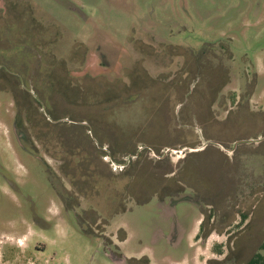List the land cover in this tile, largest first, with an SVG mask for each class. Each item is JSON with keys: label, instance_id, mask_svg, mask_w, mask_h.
Listing matches in <instances>:
<instances>
[{"label": "rangeland", "instance_id": "rangeland-1", "mask_svg": "<svg viewBox=\"0 0 264 264\" xmlns=\"http://www.w3.org/2000/svg\"><path fill=\"white\" fill-rule=\"evenodd\" d=\"M260 121L264 0H0V264H246Z\"/></svg>", "mask_w": 264, "mask_h": 264}, {"label": "trees", "instance_id": "trees-1", "mask_svg": "<svg viewBox=\"0 0 264 264\" xmlns=\"http://www.w3.org/2000/svg\"><path fill=\"white\" fill-rule=\"evenodd\" d=\"M170 51L171 52H173V50L172 49H170ZM146 53H148V54H151L152 53V50L150 51V50H147L146 51ZM92 78V77H91ZM130 94H135L134 92H131ZM126 103H124V104H127V103H129L128 101H125ZM136 102H140V98H138L137 100H132L131 101V103H136ZM205 115H206V117L207 118H215L214 116H213V110H212V107L210 108V110L208 111V112H206L205 113ZM254 123V126L257 124V123H259V120H256V122H255V120H254V122H252L251 124H253ZM260 123L262 124V125H264V121H260ZM251 124H250V122H248V121H238V122H235L234 123V125H232L233 126V128H232V130L233 131H236V129H239V128H241V130H242V133L241 134H235V135H231V139H228L227 137H224L223 138V140H221L220 141V138H219V136H218V134H216V133H218V132H215V130L214 129H212L211 131H208V128H206V131L204 130V135L206 134V138H208V140H213V142L214 143H217V144H219V145H222V146H224V147H229L230 146V144L229 143H231V142H236L237 140H242V139H247V138H249V137H252V136H254V134H252L251 132V130L249 129V126H251ZM222 133V132H221ZM246 135H250V136H246ZM136 141H140V140H136ZM133 142H135V141H133ZM132 142V143H133ZM141 142H147V144L149 143V144H151V145H154V143L153 142H151V141H141ZM136 143V142H135ZM115 145V144H114ZM117 148L116 149H118V151H120V152H126V151H128L127 150V147H130V144L128 145V146H117V145H115ZM132 146V145H131ZM135 146V145H134ZM133 146V147H134ZM132 149V148H131ZM130 149V150H131ZM129 150V151H130ZM207 150V148H205L204 150H202L203 152L204 151H206ZM232 150V149H231ZM78 151H80V150H77V151H75L74 152V154H76V155H79V153H77ZM156 152H159V149L158 150H155ZM85 151H83L82 153H84ZM119 152V153H120ZM91 153H93L94 154V156H96V154H97V151H92ZM90 153V154H91ZM194 153H196V152H190V154H194ZM234 153H237V148H235L234 149ZM110 154H111V152H110ZM111 155H113V153L111 154ZM88 156V154H87V152L86 153H84V157H82V158H90V157H87ZM79 157V156H78ZM80 158L81 157H79V162H77V164H74L75 165V168H79V164H81L83 161L82 160H80ZM145 158V157H144ZM138 160H139V157L137 158ZM146 159H148V158H146ZM136 161V160H135ZM134 161V162H135ZM133 162V163H134ZM74 163V162H73ZM76 163V162H75ZM84 164V163H83ZM98 164V163H97ZM98 166V165H97ZM81 169V168H80ZM79 170V169H78ZM103 173H105L104 171H102V173L101 172H99V171H97L96 173H95V175L94 176H96V177H100L98 180H100L101 178H103L104 180H106L107 181V183L109 182V183H114L115 182V179L117 178L116 177V175L114 174V173H112V172H108V173H105V174H103ZM101 174H103L104 176H105V178L104 177H102L101 176ZM126 174H127V171H126ZM89 176V175H88ZM134 175L132 174V177H133ZM102 179V180H103ZM81 180L82 181H86V180H89V181H91L90 180V178L89 177H86V176H84V174L81 176ZM132 180V182H134V180L131 178V174L129 173V181L127 182V183H129V185H130V181ZM126 187H127V184L125 185ZM131 187V189H129V191H132V192H136V188H133L134 186H130ZM111 191L112 190H110V193H111ZM212 204V203H211ZM206 223H207V219L206 218H204L203 220H202V222H201V228H200V237L201 238H208L209 237V235L215 230V228H213V227H206ZM260 250H264V242L262 243V245H261V247H260ZM213 262L214 261H216L215 259L214 260H212ZM246 264H264V254H262L261 252H257L256 254H255V256L254 257H252L251 259H249V261H247L246 262Z\"/></svg>", "mask_w": 264, "mask_h": 264}, {"label": "crops", "instance_id": "crops-1", "mask_svg": "<svg viewBox=\"0 0 264 264\" xmlns=\"http://www.w3.org/2000/svg\"><path fill=\"white\" fill-rule=\"evenodd\" d=\"M243 140L244 139H242V141ZM242 141H240V140L236 141V146H234L232 148L233 152H234V149L237 148V154L239 153L238 149L240 148ZM263 145H264V141L262 142L261 145L257 146L256 151L264 153V148L260 149ZM254 147L256 149V146H254ZM249 154H250V151L248 150V146H244L243 150H242V156L243 155H249ZM241 157H240V159H241ZM260 157H262V160L264 159L263 154L260 155ZM240 159H238L236 162H238ZM233 170H235V167L233 168ZM263 173H264V171L262 172V175H263ZM233 176L235 177V171L233 173ZM234 184L235 185L231 191V198H232L231 201L237 199L236 196L237 197L239 196V191H240V184L237 183L235 179H234ZM257 190H258L257 192L253 193L254 194V201L249 203V204H245V205H247L246 209H244L240 212V209H239L240 204L239 203H236V206H232V209L235 212V217L236 216L238 218H240V216H241V218L243 217L242 220H243L245 227H246V228L242 227L240 229V232H238L237 235L235 236L236 239H239L241 237V235H243L244 233H247L246 234L247 236L245 237L247 239L259 238L262 234H264V183H262V185L260 186V189L258 188ZM203 212L204 211L202 210L201 216L199 218V229L197 230L198 234H200L201 222L204 218ZM235 221H237V219ZM213 234H214V231L209 235V237H211ZM262 236L264 239V235H262Z\"/></svg>", "mask_w": 264, "mask_h": 264}, {"label": "flooded vegetation", "instance_id": "flooded-vegetation-1", "mask_svg": "<svg viewBox=\"0 0 264 264\" xmlns=\"http://www.w3.org/2000/svg\"><path fill=\"white\" fill-rule=\"evenodd\" d=\"M171 46H173V45H171ZM259 135H260V134H259ZM259 135L255 136V137H258ZM250 138H253V136H252V137H249L248 139H244V140L249 141ZM256 140H259L258 143H257V146L261 145L262 142H263L262 138H260V137H258ZM257 146H256V147H257ZM204 149H205V148H204ZM200 151H201V150L192 151V152H200ZM231 151H232V150H231ZM232 152H233V151H232ZM153 154H154L155 156H158V155L155 153L154 150H153ZM234 154H235V153L233 152V155H234ZM256 154L259 155V156L262 155V154L264 155V153H261V152H257ZM256 154H255V155H256ZM109 155H110V154H109ZM110 156H111V155H110ZM129 156H130V157H128V162L130 161L131 158H136V157L138 156V154H135V155L130 154ZM186 157H187V156H185L184 159H186ZM125 164H128V163H127V162L124 163V164L118 163V164H116L115 166H116L117 168L123 170V169L126 167ZM203 211H204V210H203ZM204 212H205V211H204ZM204 218H205V214H204ZM204 218H203V219H204Z\"/></svg>", "mask_w": 264, "mask_h": 264}]
</instances>
